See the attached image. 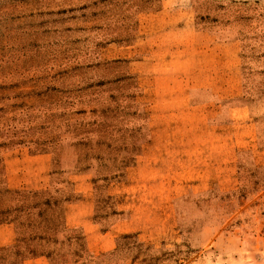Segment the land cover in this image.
Here are the masks:
<instances>
[{"label": "rangeland", "instance_id": "obj_1", "mask_svg": "<svg viewBox=\"0 0 264 264\" xmlns=\"http://www.w3.org/2000/svg\"><path fill=\"white\" fill-rule=\"evenodd\" d=\"M151 2L0 0V223L17 221L15 241L44 236L46 251L64 250L54 264H264V0H193L199 25L239 42L240 95L230 104L241 106L208 145L209 189L194 191L189 175L173 172L162 176L164 191L117 183L123 171L107 175L124 166L127 132L140 134L128 108L143 96L111 90L103 70L122 58L119 47L133 42L137 14ZM45 146L57 168L97 171L95 217L109 218L118 204L127 221L119 230H130L116 247H97L96 238L57 244L64 181L13 171L16 156ZM14 250L2 248L0 264H35Z\"/></svg>", "mask_w": 264, "mask_h": 264}, {"label": "crops", "instance_id": "obj_2", "mask_svg": "<svg viewBox=\"0 0 264 264\" xmlns=\"http://www.w3.org/2000/svg\"><path fill=\"white\" fill-rule=\"evenodd\" d=\"M238 48L236 39L219 38L214 29L199 25L193 0H152L150 7L142 9L137 14L133 42L120 46L117 55L122 58L111 60L103 70L111 80V90H142L143 96L139 106L128 108L134 111L131 120H141L140 134L138 130L135 135L127 132V148L121 154L124 166L107 175L123 171L128 177L117 183L132 178L129 183H140L142 191H164L167 188L162 176L173 172L189 175L194 191L209 189L208 145L213 136L236 123L231 112L236 113L241 106L230 104L240 95L234 91L238 90ZM231 67L235 72L232 78ZM127 124L135 126L134 122ZM223 140L222 144L226 143ZM28 150L15 160L13 157V171H47L65 183L68 199L60 202V218L54 233L57 244L80 245L79 239L85 243L96 238L102 240L97 247H116L118 235L130 230H119L127 221L123 220L125 214L118 204L114 206L117 213L113 214L111 209L109 218L95 217L93 189L101 183L97 171L57 168L55 153L47 146ZM198 157L205 161L195 162ZM179 181L176 179V183ZM73 233L77 234L71 236ZM17 235V221L0 223V250L15 249L14 253L35 264H54V254L66 253L46 251L44 236L15 241ZM99 252L100 249L93 251Z\"/></svg>", "mask_w": 264, "mask_h": 264}, {"label": "trees", "instance_id": "obj_3", "mask_svg": "<svg viewBox=\"0 0 264 264\" xmlns=\"http://www.w3.org/2000/svg\"><path fill=\"white\" fill-rule=\"evenodd\" d=\"M13 220V219H12Z\"/></svg>", "mask_w": 264, "mask_h": 264}]
</instances>
